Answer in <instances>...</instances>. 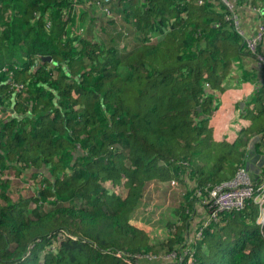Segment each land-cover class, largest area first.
<instances>
[{"label":"trees","instance_id":"trees-1","mask_svg":"<svg viewBox=\"0 0 264 264\" xmlns=\"http://www.w3.org/2000/svg\"><path fill=\"white\" fill-rule=\"evenodd\" d=\"M109 7L0 0V264H264V219L251 200L186 240L198 192L247 166L253 136L255 148L264 142V67L243 64L246 32L214 0ZM234 64L256 79L241 110L248 122L217 139L216 92ZM12 176L30 177L35 191L14 197ZM184 183L163 240L131 222L151 186L167 200ZM172 250L178 257L163 263Z\"/></svg>","mask_w":264,"mask_h":264},{"label":"built area","instance_id":"built-area-1","mask_svg":"<svg viewBox=\"0 0 264 264\" xmlns=\"http://www.w3.org/2000/svg\"><path fill=\"white\" fill-rule=\"evenodd\" d=\"M112 0H95L96 5L101 12L113 13L109 5ZM197 3H204L206 0H193ZM216 3L223 5L224 17L230 24L240 33L244 35L241 18L243 16L242 10L253 11L257 13L258 18L251 35H245L246 47L250 51L252 57L256 61L259 69L264 67V51L261 50L260 45L264 41V20L262 19L263 10L259 6H251L248 4H240L237 0H214ZM21 86V84H18ZM264 166V165H262ZM253 172L247 166H240L236 170L233 177L228 180L212 186L206 193L198 192L201 195V202L205 205L207 216L199 224L195 230L194 239L200 237L202 228L211 218H216L219 211L241 209L248 201H254L261 205V215L259 221L264 219V170L261 173L259 182H255ZM173 184L174 181L171 180ZM153 255L149 256L152 257ZM163 263H168L174 258H177L175 250L161 253L159 256ZM180 257V256H179Z\"/></svg>","mask_w":264,"mask_h":264},{"label":"crops","instance_id":"crops-1","mask_svg":"<svg viewBox=\"0 0 264 264\" xmlns=\"http://www.w3.org/2000/svg\"><path fill=\"white\" fill-rule=\"evenodd\" d=\"M79 5L82 4H78V6ZM258 6L261 7L262 10L264 9L263 5ZM242 13L243 16L241 19L242 26L244 24L243 29L246 32V35H251L254 26L257 22L258 15L256 12L253 13V11L248 10H242ZM261 17L264 20V15ZM260 48L262 51H264V41H262ZM243 64L248 68L255 69L256 73H259L260 69L256 65V61L252 56L246 57L243 60ZM242 76L243 74L241 73V70H239L238 64H234L226 78H229L227 86L224 87L223 90L216 92L217 99L220 103L217 110L215 111V114L213 115L212 120L210 121V125H212L213 128V136L217 139H219L220 137H226L227 139L232 138L235 135L237 129L241 125L246 124L248 122L246 118H243L241 116V110L243 108L246 97H248L255 88L254 83L256 79H249L248 76L245 79H242ZM256 151L258 153H264V142L262 140L257 145ZM260 170L261 168L258 172H260ZM189 184L190 183H184L183 186H179V190L174 189L173 192L170 193L169 197L167 198L168 201L165 200V190L161 192V198L163 197L165 201H167L168 203L170 202L169 217L173 216L172 208L175 204H177V198L182 193H184V190L188 188ZM157 192L160 193L159 191ZM152 193L153 192H151V194ZM151 194L146 195V198L143 200L142 205L140 207H137L134 210V213L137 209L140 210V212L144 210L146 203L151 197ZM134 213L132 215L131 222L143 228L152 240L161 241L168 235L167 227L163 223H161L160 225L150 226L149 223L143 222L140 219L136 220ZM202 215L204 216V218L207 216L206 209L202 208ZM197 227H195V229H190V234H188L190 238L187 237L188 239H186L189 243H193L195 235L194 233Z\"/></svg>","mask_w":264,"mask_h":264},{"label":"rangeland","instance_id":"rangeland-1","mask_svg":"<svg viewBox=\"0 0 264 264\" xmlns=\"http://www.w3.org/2000/svg\"><path fill=\"white\" fill-rule=\"evenodd\" d=\"M76 10L77 11L84 10L83 5H79V6L77 5ZM97 21L95 23L94 29H95V34L99 35L98 33L99 27H98ZM241 23H242V20H241ZM102 38L104 39V41L106 40L105 33L102 36ZM11 181H12L11 188L13 189L12 195L14 197L17 196V194H22V193L26 195H30L35 191V187H36V184L34 183L35 181H32L30 177L28 178V181H26L25 178L23 177L12 176ZM106 184L109 188H113L110 182H106ZM151 187L152 188H150V190L148 191V194H151V192L153 191L154 186H151ZM125 190L126 188H124L123 186L122 187L119 186V188L117 189V191L119 192H123ZM142 203L143 201H141L137 207H140ZM201 204L205 207L203 203ZM201 204L198 205L197 210H195V215H194L195 217L190 222V229H195V227H197L199 223H201L205 219L204 216L202 215L203 206ZM169 211H170V204L167 201H165L163 197L161 198V192L158 193L157 191H154L151 194L150 199L146 203L144 210L140 212V210L137 209L134 215H135L136 220L140 219L143 222L149 223L150 226L151 225L155 226V225H160L161 223L164 224L166 222V220L170 216ZM145 264H149V263H145Z\"/></svg>","mask_w":264,"mask_h":264},{"label":"water","instance_id":"water-1","mask_svg":"<svg viewBox=\"0 0 264 264\" xmlns=\"http://www.w3.org/2000/svg\"><path fill=\"white\" fill-rule=\"evenodd\" d=\"M43 59L47 58L51 60L49 55L43 56ZM259 140V136L255 135L251 138L249 142L250 156L247 163V167L254 173L258 174L259 169L264 165V153H258L255 148V142Z\"/></svg>","mask_w":264,"mask_h":264}]
</instances>
